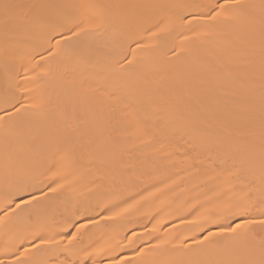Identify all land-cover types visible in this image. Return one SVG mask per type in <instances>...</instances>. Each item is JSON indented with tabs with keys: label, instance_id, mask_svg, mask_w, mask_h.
<instances>
[{
	"label": "snow or ice",
	"instance_id": "snow-or-ice-1",
	"mask_svg": "<svg viewBox=\"0 0 264 264\" xmlns=\"http://www.w3.org/2000/svg\"><path fill=\"white\" fill-rule=\"evenodd\" d=\"M105 259L264 264V0H0V264Z\"/></svg>",
	"mask_w": 264,
	"mask_h": 264
},
{
	"label": "bare ground",
	"instance_id": "bare-ground-1",
	"mask_svg": "<svg viewBox=\"0 0 264 264\" xmlns=\"http://www.w3.org/2000/svg\"><path fill=\"white\" fill-rule=\"evenodd\" d=\"M81 71H87V70H81ZM153 222H155V221H153ZM148 227H151V224H149ZM165 227H170V225H166ZM85 242L87 243V240ZM126 251H129V250H126ZM129 254H130V252H129ZM105 264H106V259H105Z\"/></svg>",
	"mask_w": 264,
	"mask_h": 264
}]
</instances>
